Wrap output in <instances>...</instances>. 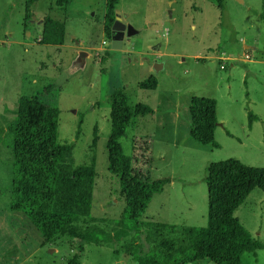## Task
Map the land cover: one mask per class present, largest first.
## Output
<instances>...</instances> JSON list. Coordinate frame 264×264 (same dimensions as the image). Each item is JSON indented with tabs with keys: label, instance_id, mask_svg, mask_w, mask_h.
Here are the masks:
<instances>
[{
	"label": "rangeland",
	"instance_id": "rangeland-1",
	"mask_svg": "<svg viewBox=\"0 0 264 264\" xmlns=\"http://www.w3.org/2000/svg\"><path fill=\"white\" fill-rule=\"evenodd\" d=\"M26 1L0 0V264H139L134 247L147 252L180 240L188 227L207 226L210 163L237 158L264 167V0H225L224 10L217 0H120L117 26L136 31L125 33L121 49L105 35L106 0H70L66 7L37 0L30 22ZM49 16L65 22L64 44L41 42ZM83 50L90 54L86 67L71 73ZM156 62L162 63L159 70ZM152 75L157 89L140 87ZM51 85L40 99L59 109L58 143L74 145L75 165H96L91 215L79 224L113 233L123 226L126 202L119 177L109 169L110 96L116 88L129 95L135 116L121 139L123 150L143 179H169L140 218V232L110 243L71 236L46 241L29 216L13 210L18 105L15 97H4L16 87L19 100ZM197 96L218 102L219 148L190 134ZM250 111L256 115L251 128ZM234 216L264 244L260 187ZM241 264H264V249L245 253Z\"/></svg>",
	"mask_w": 264,
	"mask_h": 264
},
{
	"label": "trees",
	"instance_id": "trees-1",
	"mask_svg": "<svg viewBox=\"0 0 264 264\" xmlns=\"http://www.w3.org/2000/svg\"><path fill=\"white\" fill-rule=\"evenodd\" d=\"M26 1V21L33 19L32 6ZM70 0H55L66 7ZM225 9V0H217ZM120 0H106L104 31L112 40L116 26V10ZM264 19V13L261 14ZM65 22L46 17L41 42L64 44ZM159 80L152 75L140 84L155 90ZM51 85L34 95H21L15 123L12 208L29 216L46 241L58 236H71L88 243H110L121 240L132 231H141L140 218L156 194L162 193L169 179L156 182L143 179L133 168V157L123 150L121 139L131 124L135 111L129 95L122 88L111 93V132L107 141L109 169L120 179L126 210L122 227L114 233L98 226L82 227L79 222L91 215L93 186L97 176L95 161L75 165L73 144H59V109L41 101ZM218 102L211 97H194L191 101V136L202 144L219 148L215 140L218 126ZM249 127L256 119L249 112ZM231 134L230 131H227ZM80 133V129H79ZM208 224L188 227L180 240L153 245L147 252L138 247L132 256L139 264H241L247 252L257 253L264 244L254 238L234 216L239 204L256 188L264 191V167L248 165L237 158L212 162L208 166Z\"/></svg>",
	"mask_w": 264,
	"mask_h": 264
},
{
	"label": "water",
	"instance_id": "water-1",
	"mask_svg": "<svg viewBox=\"0 0 264 264\" xmlns=\"http://www.w3.org/2000/svg\"><path fill=\"white\" fill-rule=\"evenodd\" d=\"M117 16H116V24H118L119 22H121V18L119 16V13L116 12ZM136 31L135 29H133L132 27H129L128 32H127V36L131 37L133 34H135ZM121 38V39H116V38ZM112 45L114 48L116 49H121L123 47V37L122 36H113L112 39ZM89 55V52L86 50L80 51L79 55L74 59V61L72 62L69 71L71 73H75L78 70L84 69L86 67L87 64V57ZM162 65L161 62H157L156 63V70H159V66Z\"/></svg>",
	"mask_w": 264,
	"mask_h": 264
},
{
	"label": "crops",
	"instance_id": "crops-1",
	"mask_svg": "<svg viewBox=\"0 0 264 264\" xmlns=\"http://www.w3.org/2000/svg\"><path fill=\"white\" fill-rule=\"evenodd\" d=\"M246 47H248V46H246ZM89 56H90V54L88 55V57H87V59L89 58ZM157 63V62H156ZM20 88L19 87H16V88H14L13 89V91H11V92H9V93H7V94H5L6 96H9V97H4V98H10V97H12V99L14 100V102H15V104L16 105H18V107H19V102H20V98H21V96H20V98H19V100H18V94H20ZM4 101H6V99H4ZM42 101V100H41ZM11 102H13L12 100H10L9 101V103H11ZM43 102H45V101H43ZM45 103H47V102H45ZM7 109H8V106H6V108H5V112L7 111ZM17 114H18V108H17ZM17 120V119H16ZM15 123H16V121H15ZM14 132H15V130H14Z\"/></svg>",
	"mask_w": 264,
	"mask_h": 264
},
{
	"label": "flooded vegetation",
	"instance_id": "flooded-vegetation-1",
	"mask_svg": "<svg viewBox=\"0 0 264 264\" xmlns=\"http://www.w3.org/2000/svg\"><path fill=\"white\" fill-rule=\"evenodd\" d=\"M125 33H126V36H127L126 27L125 26L120 27V26H117V24H116V26L114 28V36L115 37L116 36H122V37H124Z\"/></svg>",
	"mask_w": 264,
	"mask_h": 264
},
{
	"label": "built area",
	"instance_id": "built-area-1",
	"mask_svg": "<svg viewBox=\"0 0 264 264\" xmlns=\"http://www.w3.org/2000/svg\"><path fill=\"white\" fill-rule=\"evenodd\" d=\"M243 56H244V60L245 61H251L252 60V58H251V56L249 54H244ZM221 68H225V65L222 64Z\"/></svg>",
	"mask_w": 264,
	"mask_h": 264
}]
</instances>
